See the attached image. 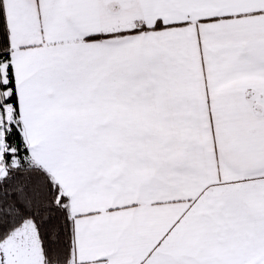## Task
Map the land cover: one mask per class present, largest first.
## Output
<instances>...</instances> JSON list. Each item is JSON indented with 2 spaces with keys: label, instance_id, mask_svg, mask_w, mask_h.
<instances>
[{
  "label": "snow or ice",
  "instance_id": "snow-or-ice-1",
  "mask_svg": "<svg viewBox=\"0 0 264 264\" xmlns=\"http://www.w3.org/2000/svg\"><path fill=\"white\" fill-rule=\"evenodd\" d=\"M0 264H264V0H0Z\"/></svg>",
  "mask_w": 264,
  "mask_h": 264
}]
</instances>
